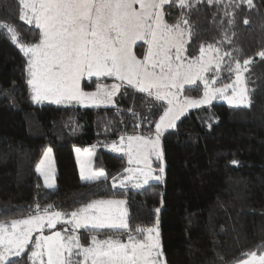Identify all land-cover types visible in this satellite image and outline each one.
<instances>
[{
  "label": "trees",
  "instance_id": "trees-1",
  "mask_svg": "<svg viewBox=\"0 0 264 264\" xmlns=\"http://www.w3.org/2000/svg\"><path fill=\"white\" fill-rule=\"evenodd\" d=\"M190 2V9L165 6L169 23L181 13L189 21L186 55L198 57L201 47L208 45L218 48L223 57L219 75L209 73L217 76V83L230 80L237 62L250 60L245 83L251 103L213 101L185 112L160 138L162 160L152 159L155 174L164 167L160 182L138 189L131 181L119 186L127 160L107 146L121 136L149 135L150 129L153 133L167 103L131 88L127 95L124 89L117 93L110 106L33 103L28 58L20 45L38 42L39 29L19 19V0H0V23L17 33L13 42L0 28V223L10 228L12 220L37 214L36 205L44 215L48 205H53L49 212L70 213L93 199H123L130 229L158 228L164 264H237L249 253L264 254V58L257 55L264 51V0H253L252 6L241 0ZM143 49V43L135 47L138 55ZM94 81H83L82 87L87 84L85 90H93ZM202 90L198 82L183 92L197 98ZM45 147L51 148L54 160L51 189L36 171ZM75 147L95 149L94 169L104 171L107 180L81 179ZM64 228L71 231L70 224H57L43 234L63 233ZM93 234L96 230L74 233L85 246ZM110 234L103 230L98 238ZM120 238L126 241V234ZM31 248L30 244L25 255L11 257L12 264H31Z\"/></svg>",
  "mask_w": 264,
  "mask_h": 264
},
{
  "label": "snow or ice",
  "instance_id": "snow-or-ice-1",
  "mask_svg": "<svg viewBox=\"0 0 264 264\" xmlns=\"http://www.w3.org/2000/svg\"><path fill=\"white\" fill-rule=\"evenodd\" d=\"M220 2L207 0L209 4ZM244 3L252 6L253 0H241V4ZM19 5V19L39 29L38 42L20 45V51L28 58L27 85L34 102L49 100L58 105L76 103L99 107L113 104V97L122 89L127 95L128 88L147 93L155 101H166L163 114L155 122L154 133L150 129L149 135L121 136L119 144L113 142L111 145L113 151L128 155L129 164H136L135 168L124 169L130 174L126 177L128 181L135 178V188L152 181L160 182L164 167L161 165L160 174H155L151 158L162 160L160 138L163 130L175 127L186 107L210 104L217 94L230 105L250 106L247 90L241 86L239 62L232 83L210 89V80L204 73L211 70L212 61L204 59V48L201 47L199 57L189 59L186 55V44L191 36L188 19L183 18V13L173 23L165 19V6L190 9L193 7L190 0H19ZM0 28L8 31L13 42L17 41V33L11 25L0 23ZM138 41L147 45V50L139 55L134 51ZM208 48L217 54L220 51L212 45ZM257 55L264 58V51ZM222 60L219 55L215 58L217 72ZM249 63L250 60L244 61L245 66ZM228 70L232 71L230 67ZM93 78L95 90H85L88 85L82 87V82ZM102 78H113L117 82L105 84ZM198 81L203 83V97L179 100L185 85H195ZM215 81L213 75L211 82ZM229 89L231 95H228ZM48 152L51 149L47 150L45 158ZM91 155L89 153V157ZM50 169L46 159L36 168L49 189L54 187L49 182ZM107 178L104 171L90 170V159L81 164L83 181ZM119 186H126L124 179ZM112 187L117 185L113 183ZM126 203L123 199H93L70 213L49 212L53 205H48L44 215L39 214L40 205H36L37 214L12 220L10 231L0 223V264H12L10 258L25 255L30 244L32 248L27 259L31 264H164L158 228L137 226L134 231L130 229ZM159 211L157 208L156 212ZM57 224H70L72 229L43 234L46 227L53 230ZM81 228L96 230L88 246L74 235L75 230ZM103 230L112 234L100 239L98 234ZM34 232L40 233L35 240L32 238ZM123 234H126V241L120 238ZM249 255L252 259L240 264H264V255L258 259L255 252Z\"/></svg>",
  "mask_w": 264,
  "mask_h": 264
},
{
  "label": "rangeland",
  "instance_id": "rangeland-1",
  "mask_svg": "<svg viewBox=\"0 0 264 264\" xmlns=\"http://www.w3.org/2000/svg\"><path fill=\"white\" fill-rule=\"evenodd\" d=\"M137 7H138V5H137ZM34 25V24H33ZM35 26V25H34ZM139 43H143L144 44V48H145V50L143 49L142 50V52L143 51H146L147 50V45L143 42V41H138L137 42V44L134 46V51H135V47L139 44ZM214 48V47H213ZM201 55V52L199 53V55H198V57ZM217 55H219V56H221V54L220 53H216V52H214L212 49H209L208 47L207 48H204V59H206V60H211L212 61V65L210 66V68H211V70L209 71V72H207V73H204V75L206 76V77H208L209 78V80H210V83H209V88L211 89V88H213V87H222L225 83H232L234 80H235V78H236V68H234V71H233V73H232V76H231V78H230V80L229 81H225V82H219V83H217V76H216V81H215V83H212L211 82V78L213 77V76H210L209 75V73H212V72H215V73H217V75H219V72H217L216 71V68H215V58L217 57ZM140 58H142V57H140ZM237 67V66H236ZM246 69H247V67L246 66H244V65H240V77H241V86L242 87H245L246 88V83H245V72H246ZM117 81H115L114 83H116ZM198 82H200V81H198ZM197 82V83H198ZM202 83V82H201ZM107 84H111V83H107ZM203 84V83H202ZM193 86H196V84L195 85H185V87H184V89H186V88H188V87H193ZM184 89L182 90V94L179 96V100H181V101H183L184 100V98L186 97L185 95H184ZM247 89V88H246ZM95 89H93V90H89V91H94ZM30 91H31V89H30ZM203 92H204V88H203V90H202V93H201V95L199 96V97H197V98H193V99H201L202 97H203ZM32 95V93H30V96ZM228 95H231V89H229V91H228ZM191 98V97H190ZM31 101L33 102V103H35V104H37V102H34L32 99H31ZM213 101H217V102H223V103H225V104H228V105H230L229 103H228V100L227 99H225V98H223V97H221L219 94H217L216 95V98L215 99H213L211 102H213ZM113 102H114V98H113ZM166 102V101H165ZM40 103H48V104H55V103H53V102H51V101H49V100H44V101H41V102H39V104ZM74 104H76V103H74ZM56 105H58V104H56ZM59 105H64V104H59ZM79 105V104H78ZM112 105V104H111ZM202 105H206V104H202ZM201 105V106H202ZM81 106V105H80ZM100 106H110V105H100ZM241 106V105H240ZM192 107H186L185 109H184V114H185V112H187L188 110H190ZM182 117V115L180 116V118ZM179 118V119H180ZM178 119V120H179ZM177 120V121H178ZM176 121V122H177ZM176 122H175V124H176ZM170 129V128H169ZM166 130H168V129H164L163 130V132L164 131H166ZM154 132H155V126H154ZM153 132V133H154ZM127 136H129V135H126V136H124L125 138L127 137ZM119 142H120V139L117 141V144H119ZM125 142H126V140H125ZM111 145L112 144H110V145H108L107 146V149L109 150V151H111V152H116V153H119V154H122V155H124L125 157H126V160H127V166H126V168H135L136 167V164L135 163H133V164H129V162H128V155L125 153V152H123V151H113L112 150V147H111ZM48 149H51L50 147H45L44 149H43V152H42V154H41V157H40V159H39V161H38V163H37V165H39L40 164V161L42 160V159H46V163H50V165H51V169H50V178H49V182L50 183H53L54 184V186H55V180H54V174H55V169H54V160H53V155H52V151L51 152H48V155H47V158H45V153L47 152V150ZM76 149H80V151L79 152H77L76 151ZM73 152H74V156H75V159H76V161H77V165H78V169H79V172H80V177H81V164L82 163H84L86 160H89L90 159V170L91 171H93V172H96V171H101V170H96V169H94V167H95V165H94V159H95V156H96V151H95V149L94 148H78V147H75L74 149H73ZM89 153H92V155L89 157ZM153 158H155V156H153L152 158H151V162H152V159ZM142 166V165H141ZM87 171H88V169H86V171H85V174H87ZM128 175H130L129 173H126L122 178H121V180L122 179H124L125 180V182H129L127 179H126V177L128 176ZM41 176V175H40ZM42 177V176H41ZM42 180H43V183H44V185H45V181H44V178L42 177ZM118 183H120V181H117ZM131 182L133 183V184H135V178H133V180H131ZM142 182V181H141ZM46 186V185H45ZM48 188V187H47ZM65 218H70V217H65ZM47 228V227H46ZM70 228L72 229V225H70ZM82 229V228H81ZM8 230L10 231L11 230V227L10 228H8ZM34 233H36V232H34ZM34 233L32 234V237H33V235H34ZM36 238V237H35Z\"/></svg>",
  "mask_w": 264,
  "mask_h": 264
},
{
  "label": "crops",
  "instance_id": "crops-1",
  "mask_svg": "<svg viewBox=\"0 0 264 264\" xmlns=\"http://www.w3.org/2000/svg\"><path fill=\"white\" fill-rule=\"evenodd\" d=\"M82 229H84V228H82ZM38 235H40V234H38ZM48 235H51V233H49ZM262 255H264V254H262ZM260 256H261V255L256 256V258L258 259ZM251 259H252V257L250 256V257H248L247 259L242 260V261L251 260ZM240 262H241V261H240ZM240 262H238L237 264H240Z\"/></svg>",
  "mask_w": 264,
  "mask_h": 264
}]
</instances>
